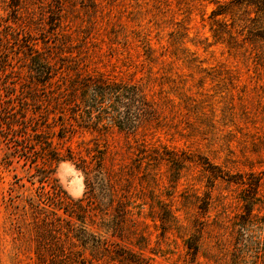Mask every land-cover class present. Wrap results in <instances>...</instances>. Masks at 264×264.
<instances>
[{"label": "rangeland", "instance_id": "374dc122", "mask_svg": "<svg viewBox=\"0 0 264 264\" xmlns=\"http://www.w3.org/2000/svg\"><path fill=\"white\" fill-rule=\"evenodd\" d=\"M231 1L0 0V264H264L233 232L252 202L263 236L264 12ZM85 78L154 117L80 127Z\"/></svg>", "mask_w": 264, "mask_h": 264}, {"label": "trees", "instance_id": "16d2710c", "mask_svg": "<svg viewBox=\"0 0 264 264\" xmlns=\"http://www.w3.org/2000/svg\"><path fill=\"white\" fill-rule=\"evenodd\" d=\"M231 3L246 4L253 7L256 13L264 12V0H232ZM223 7L219 5L212 11L211 17L214 21H218L217 16L225 14ZM28 55V68L35 82L41 86L51 84L50 66L39 59L37 51L32 49ZM70 86L71 92L64 102L72 113L70 117L82 128L100 125L102 128L114 126L119 130L132 129L137 124L154 117V103L146 98L137 84L93 81L91 78H85L73 80ZM221 175L219 171L218 176L222 177ZM251 205L252 202H245L247 214L239 216V220L234 221L233 232L238 243L244 242L242 246L247 247L248 257L254 259L255 263H264V220L262 218L256 220L260 224L259 228L263 236L253 238L254 220L251 216L252 208H249Z\"/></svg>", "mask_w": 264, "mask_h": 264}]
</instances>
